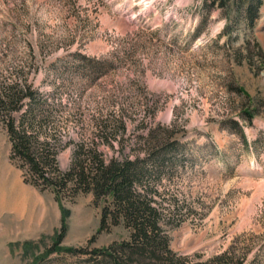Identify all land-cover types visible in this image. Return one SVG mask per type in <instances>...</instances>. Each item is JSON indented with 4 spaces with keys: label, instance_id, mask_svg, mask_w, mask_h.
<instances>
[{
    "label": "rangeland",
    "instance_id": "374dc122",
    "mask_svg": "<svg viewBox=\"0 0 264 264\" xmlns=\"http://www.w3.org/2000/svg\"><path fill=\"white\" fill-rule=\"evenodd\" d=\"M261 1L249 29L234 9L204 11L203 0H0V80L23 74L73 111L62 171L102 120L122 115L126 137L146 133L147 122L171 129L184 150L162 181L181 208L178 226L162 224L170 249L200 262L232 247L244 264H264ZM75 53L108 66L91 71ZM99 149L119 154L117 141ZM9 155L0 124V264H97L64 252L39 261L63 217V248L128 240L122 225L98 231L101 204L91 194L58 202L26 184Z\"/></svg>",
    "mask_w": 264,
    "mask_h": 264
},
{
    "label": "trees",
    "instance_id": "16d2710c",
    "mask_svg": "<svg viewBox=\"0 0 264 264\" xmlns=\"http://www.w3.org/2000/svg\"><path fill=\"white\" fill-rule=\"evenodd\" d=\"M261 4V0H203L202 9H234L246 27L253 29ZM74 56L88 62L91 71L109 62L81 53ZM15 75L0 80V124L10 143L9 159L23 172L24 182L50 191L58 202L91 194L94 202L101 204L98 231L122 225L129 235L127 241L89 252L63 248V217L54 244L39 261L64 252L89 255L88 260L97 264H244L245 255L239 256L232 247L200 262L193 261L199 255L183 256L170 249L162 224L178 226L181 208L161 190L162 181L181 162L184 150L183 143L171 138V129L153 128L147 122L146 133L126 137L122 115L102 120L95 124L92 135H81L73 146L69 167L62 171L57 155L73 143L67 126L73 111L56 102L53 91H41L23 74ZM115 141L119 154L106 156L99 149L104 145L112 148Z\"/></svg>",
    "mask_w": 264,
    "mask_h": 264
}]
</instances>
